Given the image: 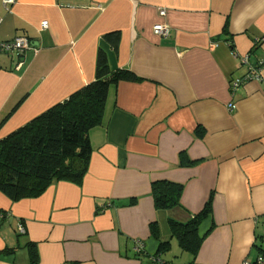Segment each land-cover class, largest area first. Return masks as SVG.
Listing matches in <instances>:
<instances>
[{
  "label": "crops",
  "instance_id": "crops-1",
  "mask_svg": "<svg viewBox=\"0 0 264 264\" xmlns=\"http://www.w3.org/2000/svg\"><path fill=\"white\" fill-rule=\"evenodd\" d=\"M160 21L167 36L152 32ZM113 32L116 48L106 36ZM20 35L29 48L0 51V138L93 80L99 49L112 70L139 80L107 90L80 184L54 181L16 202L0 192V264H30L31 254L35 264H251L262 256L264 0H0V42ZM242 55L259 77L231 94L229 81L247 71ZM158 180L182 184L178 206L155 208ZM209 199L192 255L166 220L186 221ZM154 222L169 242L158 254Z\"/></svg>",
  "mask_w": 264,
  "mask_h": 264
},
{
  "label": "trees",
  "instance_id": "trees-1",
  "mask_svg": "<svg viewBox=\"0 0 264 264\" xmlns=\"http://www.w3.org/2000/svg\"><path fill=\"white\" fill-rule=\"evenodd\" d=\"M106 36L116 48V33ZM96 55L93 80L0 138V192L10 201L35 198L54 181L80 184L91 154L88 131L102 121L107 90L119 81L139 80L128 69L112 70L104 50L99 49ZM150 186L156 209L169 210L180 204L182 184L158 180ZM210 206L209 199L198 213L186 221L166 220L178 245L192 255H196L201 245L203 236L198 232L199 226L210 215ZM150 231L159 240L156 254L165 251L169 242H162L159 238L156 222L150 225ZM256 246L264 258V245L258 243ZM31 257L30 264H35L36 255L31 254ZM251 264L260 263L256 259ZM261 264H264V259Z\"/></svg>",
  "mask_w": 264,
  "mask_h": 264
},
{
  "label": "built area",
  "instance_id": "built-area-1",
  "mask_svg": "<svg viewBox=\"0 0 264 264\" xmlns=\"http://www.w3.org/2000/svg\"><path fill=\"white\" fill-rule=\"evenodd\" d=\"M12 0H3V2L6 4L8 2H11ZM165 15V10H159L158 12V16H164ZM41 26L42 27H46L47 26V21L44 20L41 22ZM152 28V32L155 34V35H158V36H167L168 33H169V28L167 27V24H165V22H156L153 24V26L151 27ZM262 39H259L257 42H261ZM228 45H230V42H227ZM29 44V41L26 37H23V36H17L15 38H13L12 40H7V41H1L0 42V51L2 52H6V53H12V52H20L22 51L23 49H27L29 48L30 45ZM248 55H242L240 56L239 58V63L241 65H245V64H248V67H247V71H245V74L241 77H237V78H232L230 81H229V91L230 93L232 94L240 85L241 83H243L245 80H250L252 78H257L259 77V72L257 67L251 65L248 63ZM230 106H233V104H230ZM23 225L21 223H19L16 228L18 230L19 233H23L24 232V227H22ZM142 243L140 241H136L135 242V251L139 252L142 250ZM156 256H153L152 258L156 259L155 258ZM262 256H259L257 258V263H260L262 262ZM242 264H249L248 262H243Z\"/></svg>",
  "mask_w": 264,
  "mask_h": 264
}]
</instances>
